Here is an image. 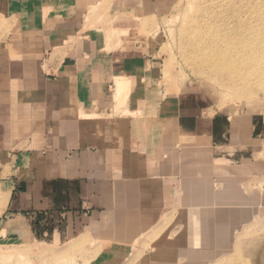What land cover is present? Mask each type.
Returning <instances> with one entry per match:
<instances>
[{
	"label": "crops",
	"instance_id": "crops-1",
	"mask_svg": "<svg viewBox=\"0 0 264 264\" xmlns=\"http://www.w3.org/2000/svg\"><path fill=\"white\" fill-rule=\"evenodd\" d=\"M88 3L0 0V237L22 240V233L8 226L21 219L34 242L67 243L86 234L98 240L94 232L110 218L113 228L101 231L120 243L112 247L124 248L161 215L158 201H150L149 181L124 178L151 175L150 145L156 144L155 152L170 146L211 148L212 153L217 148L229 159L242 160L254 151L244 136H264V121L257 117L243 122L237 115L208 118L195 109L198 100L179 97L168 100L163 113L173 117L171 131L152 125L154 134H144L147 146L134 160L124 141L134 142V131L144 136L145 127L128 125L141 112L137 97L122 103L119 116L107 106L121 102L119 78L130 79L124 87L130 90L135 81L146 80L142 70L149 62L144 54L118 48L106 54L100 48L87 53L83 44L78 52L65 49L83 30ZM108 83L116 89L113 99L106 95ZM223 159L217 164L232 170ZM216 162L211 166L219 172Z\"/></svg>",
	"mask_w": 264,
	"mask_h": 264
},
{
	"label": "rangeland",
	"instance_id": "rangeland-1",
	"mask_svg": "<svg viewBox=\"0 0 264 264\" xmlns=\"http://www.w3.org/2000/svg\"><path fill=\"white\" fill-rule=\"evenodd\" d=\"M87 2L89 10L82 28L86 31L77 32L65 49L78 52L83 44L80 48L87 53L100 48L106 54L118 48L144 54L149 62L142 70L146 80L135 81L130 90L117 88L119 106H107L113 116H119L122 103L132 102L135 96L141 112L133 114L128 125L145 127L142 135L154 134L152 125L154 130L165 126L169 132L173 117L163 114H167L168 100L193 97L198 100L195 109L198 107L208 118L224 114L226 118L242 116L241 122L251 116L264 121V82L253 76L261 63L242 59L246 65L240 69L247 78L234 89L229 83L231 72L216 75L208 65L200 68L191 57V43L203 28L210 31L213 27L223 35L235 30V36L247 35L244 28L256 30L258 41L264 44V0ZM91 29L94 32L88 31ZM210 36L204 34L202 41L206 37L205 42L211 44L215 38ZM225 42L232 44V40ZM212 43L222 45L219 40ZM107 90L106 95L113 99L116 89L108 83ZM120 123L118 144L120 128L126 124ZM146 138L134 131L130 139L134 142L124 141L132 148L134 160L144 153ZM174 139L178 143V137ZM262 139L244 136L242 140L251 142L254 151L249 149L250 157L242 160L229 159L217 148L212 153L211 148L170 146L155 152L152 149L156 144L150 145L146 158L154 162L151 175H124L126 179L148 180L150 201H158L161 215L155 222L151 219L149 232H140L124 248H115L112 246L120 243L101 231L114 226L110 218H105L101 230L94 232L98 241L86 234L80 247L70 248L80 237L67 243L34 242L26 233L21 234L22 240L0 237V264H264V136ZM222 158L229 160L232 170L224 163L217 164ZM215 162L219 172L211 166ZM177 164L179 172H173ZM145 204L140 200V208Z\"/></svg>",
	"mask_w": 264,
	"mask_h": 264
},
{
	"label": "bare ground",
	"instance_id": "bare-ground-1",
	"mask_svg": "<svg viewBox=\"0 0 264 264\" xmlns=\"http://www.w3.org/2000/svg\"><path fill=\"white\" fill-rule=\"evenodd\" d=\"M254 27H256V25ZM210 31L203 28L200 31L199 36L195 40L196 42H194V44L191 43L194 48V52H192L191 57L195 58L192 60H194L196 65H198L200 68L208 65L211 70H214L217 73L216 75L220 76L223 75L226 71L231 72L233 79L230 80L229 83H231L230 86L235 89L239 88V81L242 78H244V81L247 78V74H243V72H241L240 66L242 64L246 65L245 62L253 64L261 63V69L255 71V74L253 76L257 80H261L264 82V44L258 41V37L254 33V31L256 30H251L249 32L248 28H244L243 31L247 33V35L242 33L238 34L237 36H235V30V32H226V35L221 34V31H218L213 27ZM206 33L212 34V36H210V39L215 38L212 42L219 40L220 42H222V45L214 44L212 42L211 44H209L205 42L206 37H204V40L202 41V38ZM225 40H232V44H226ZM235 41H237V43H235ZM255 41H258L257 44L255 43ZM207 51L219 52H217V54H213ZM242 59L245 60L244 63L241 62ZM129 80L130 79L128 77L119 78L117 82L119 91H122L124 87L129 84ZM8 226L15 228L23 234L26 233L27 236L31 237L21 219H18L17 221H11ZM83 237L84 236H81L78 240L72 243L70 248L80 247L85 242V239Z\"/></svg>",
	"mask_w": 264,
	"mask_h": 264
}]
</instances>
